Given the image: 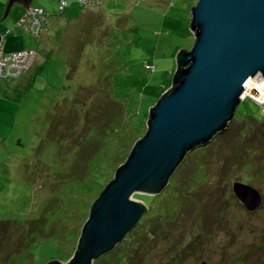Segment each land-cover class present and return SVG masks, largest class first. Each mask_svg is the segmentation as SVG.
<instances>
[{
	"label": "rangeland",
	"instance_id": "rangeland-1",
	"mask_svg": "<svg viewBox=\"0 0 264 264\" xmlns=\"http://www.w3.org/2000/svg\"><path fill=\"white\" fill-rule=\"evenodd\" d=\"M86 1L32 0L45 24L36 37L28 10L13 4L3 19L0 0L2 55H36L0 80V264L73 256L90 205L172 86L177 53L194 45L196 0ZM237 183L259 193L255 211ZM134 199L147 213L94 264H264V106L245 98L160 196Z\"/></svg>",
	"mask_w": 264,
	"mask_h": 264
},
{
	"label": "water",
	"instance_id": "water-1",
	"mask_svg": "<svg viewBox=\"0 0 264 264\" xmlns=\"http://www.w3.org/2000/svg\"><path fill=\"white\" fill-rule=\"evenodd\" d=\"M31 2L9 0L3 19L13 4ZM190 19L193 48L177 53L172 86L149 109L144 136L92 203L73 256L47 264H93L111 253L147 213L136 194L160 196L189 154L227 130L245 98L264 106L245 92L249 80H264V0H196ZM233 192L248 211L260 206L252 188L237 183Z\"/></svg>",
	"mask_w": 264,
	"mask_h": 264
},
{
	"label": "built area",
	"instance_id": "built-area-1",
	"mask_svg": "<svg viewBox=\"0 0 264 264\" xmlns=\"http://www.w3.org/2000/svg\"><path fill=\"white\" fill-rule=\"evenodd\" d=\"M86 2H91V0H87ZM65 6L60 5V9H63ZM31 60H32L31 53L14 54L11 56L10 59L1 56L0 76L3 74L4 75L6 74L8 77L18 76L22 70L27 68ZM4 70H6V72H4Z\"/></svg>",
	"mask_w": 264,
	"mask_h": 264
},
{
	"label": "bare ground",
	"instance_id": "bare-ground-1",
	"mask_svg": "<svg viewBox=\"0 0 264 264\" xmlns=\"http://www.w3.org/2000/svg\"><path fill=\"white\" fill-rule=\"evenodd\" d=\"M246 97H253L255 100L264 101V80L256 78L249 80L245 86Z\"/></svg>",
	"mask_w": 264,
	"mask_h": 264
},
{
	"label": "clouds",
	"instance_id": "clouds-1",
	"mask_svg": "<svg viewBox=\"0 0 264 264\" xmlns=\"http://www.w3.org/2000/svg\"><path fill=\"white\" fill-rule=\"evenodd\" d=\"M65 3H66V5H68L67 4V2L66 1H64ZM92 2V1H91ZM88 4H90V2H86V4L85 5H88ZM59 7H60V4H59ZM61 10V9H60ZM36 19H38V20H40V24L39 25H37L36 27H38V30H37V32H36V27L35 28H33L32 29V31L30 30V33L32 32V34L33 35H35L36 37H39L40 36V34H41V31L43 30V28H44V23H43V17H42V15H41V13H39V12H36ZM3 37H2V43H1V46H0V57L2 56V57H4L3 55H2V44H3ZM191 51V50H190ZM31 53V52H30ZM32 54V60H31V64L26 68V69H24V70H27V69H29V67L34 63V60H35V58H36V55H35V53H31ZM22 72V71H21ZM4 74L3 75H1L0 76V80H2L4 77ZM12 78V77H11ZM196 151V150H195ZM193 153V152H192ZM190 155V154H189ZM143 196V195H142ZM143 219V218H142ZM142 219H141V221H142ZM140 221V222H141ZM94 264V263H93Z\"/></svg>",
	"mask_w": 264,
	"mask_h": 264
},
{
	"label": "flooded vegetation",
	"instance_id": "flooded-vegetation-1",
	"mask_svg": "<svg viewBox=\"0 0 264 264\" xmlns=\"http://www.w3.org/2000/svg\"><path fill=\"white\" fill-rule=\"evenodd\" d=\"M26 10H28V12H29L28 13V17H32L33 18L32 25H35V26L39 25L40 24V20L36 19V16H37L36 12L31 10V8H28ZM30 30L32 31V28H30Z\"/></svg>",
	"mask_w": 264,
	"mask_h": 264
},
{
	"label": "trees",
	"instance_id": "trees-1",
	"mask_svg": "<svg viewBox=\"0 0 264 264\" xmlns=\"http://www.w3.org/2000/svg\"><path fill=\"white\" fill-rule=\"evenodd\" d=\"M62 10V9H61ZM77 31H79V30H77ZM76 31V32H77ZM66 47V46H65ZM67 57L68 58H71V55H69V50H67ZM68 69H69V67H68ZM25 70H22V73L24 72ZM5 72H6V70H5ZM22 73L20 72V74L17 76L18 78L22 75ZM4 77V79H7V78H11V77H8L6 74L3 76ZM12 79H14V77H12ZM0 83H1V81H0ZM262 113V112H261ZM140 135V134H139ZM50 136H52L51 134H50ZM144 135H141V137L140 138H142ZM139 138V139H140ZM146 199H150V198H146ZM96 200V199H95ZM92 205V204H91ZM91 205H90V207H91ZM88 218V217H87Z\"/></svg>",
	"mask_w": 264,
	"mask_h": 264
},
{
	"label": "crops",
	"instance_id": "crops-1",
	"mask_svg": "<svg viewBox=\"0 0 264 264\" xmlns=\"http://www.w3.org/2000/svg\"><path fill=\"white\" fill-rule=\"evenodd\" d=\"M47 27H48V26H47ZM3 40H4V41H3V43H4L7 39H6V38H3ZM32 65H33V64H32ZM39 83H40L39 80H36V86H37V87H39Z\"/></svg>",
	"mask_w": 264,
	"mask_h": 264
}]
</instances>
